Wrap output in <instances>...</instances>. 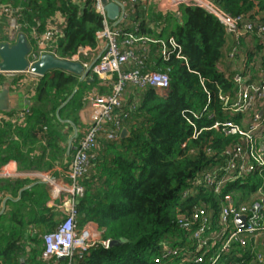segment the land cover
Masks as SVG:
<instances>
[{"label": "trees", "instance_id": "1", "mask_svg": "<svg viewBox=\"0 0 264 264\" xmlns=\"http://www.w3.org/2000/svg\"><path fill=\"white\" fill-rule=\"evenodd\" d=\"M211 1L232 17L249 15L252 20L263 22L264 0ZM0 7L10 8L21 32L28 35L33 28L39 35L49 22H58L61 34L52 40V49L61 59L73 57L79 49L97 48L96 34L102 25L91 6L79 10L72 0H0ZM122 28L125 32L137 29L138 36L151 40L174 38L186 63L174 58L162 60L157 45H149L145 58H141L144 45L139 44L137 55L143 71L166 74L170 91L159 96L150 89L129 90L125 106L115 113L118 120L126 113L120 125L129 135L112 142L100 140L81 181L84 193L74 201L77 230L91 222L103 230V240L125 243L108 249L93 247L83 256H75L72 264H188L178 257L179 249L189 247L190 241L178 227L177 218L203 205L216 212L219 202L209 190L194 189L186 196L183 192L188 181L211 161L212 156H206L204 148L217 156L238 142L237 137L205 130L213 122L227 118L218 96L232 90L231 77L218 69L231 40L213 17L197 8L180 7L177 15H159L154 6L146 9L139 4ZM5 30L3 18L0 39ZM124 69L136 67L127 64ZM30 80L21 76L4 86L19 100L26 96L31 105L24 120L15 124L0 121V144L14 132L23 140L21 148L34 156H47L44 163L40 159L35 164L34 159L21 153V168L38 165L50 170L57 165L67 170L73 149L85 130L79 118L83 101L92 94L108 96L110 88L99 86L90 74L80 80L72 74L53 71L35 83ZM16 111L1 114L13 119ZM211 114L213 118H208ZM195 130L201 132L192 139ZM28 184V180L0 178V192H10L16 198ZM259 188L264 193V180L254 174L227 191L232 192L234 202L247 203ZM47 197L45 186L35 185L23 191L17 202L5 204L7 209L0 215V264H42L37 260L42 250L41 236L54 231L66 217L45 207ZM169 250H177V254L163 255ZM250 252L248 248L242 254L248 258ZM229 262L239 260L228 257L224 264Z\"/></svg>", "mask_w": 264, "mask_h": 264}, {"label": "built area", "instance_id": "2", "mask_svg": "<svg viewBox=\"0 0 264 264\" xmlns=\"http://www.w3.org/2000/svg\"><path fill=\"white\" fill-rule=\"evenodd\" d=\"M78 9L86 5L91 6L101 18V31L96 34L97 48L95 51L79 49L77 54L64 60L78 62L83 71L90 69L91 75L100 82V86L110 88V95L86 97L89 108L87 112V126L82 132V139L73 149V155L65 173L66 186L61 185L51 177L48 172H36L35 168L17 170L19 156L0 168V176L10 178L13 176H27L40 180L50 188V196L59 201V209L66 214L64 220L54 229L41 236L42 252L40 260L44 264L56 261H66L72 264L75 256L81 257L93 247L101 246L108 249L109 240H103V230L94 223L85 224L80 230L76 228L75 199L81 197L84 189L81 185L83 176L88 172L90 163L94 159L95 150L101 139L115 141L118 139L122 126L120 121L126 118V113L119 120L115 113L126 104L131 88L145 92L150 89L159 96H165L170 91L169 78L166 74L157 72H144L142 61L138 59L139 44L141 58H145L149 45H157L160 58L168 61L174 58L186 63L181 46L172 37L165 40H151L137 35V29L125 32L122 24L127 22L129 14L135 12V7L146 0H108L116 3L120 8L115 21L106 17L100 0H72ZM159 1V10L162 14L176 13L180 7L197 8L213 17L222 27L225 35L230 38L231 45L224 54V61L235 63L242 59V46H249V55L253 59L248 67L234 69L233 74L218 71L224 76L231 77L232 90L220 93L218 96L221 110L227 118L215 121L205 130L214 131L222 136H233L238 142L231 144L220 155L204 148L206 156H212L198 172L195 178L188 181V188L183 196L194 189H205L218 197V210L214 212L208 206L194 208L187 216L177 218L178 227L187 235L190 245L179 249L184 261L188 264H224L228 257L235 256L237 263L228 264H264V193L261 188L251 196L247 203H236L233 194L227 191L236 182L242 181L254 174L264 180V19L263 22L252 20L249 15L232 17L222 11L211 0H156ZM8 7H0V20H6L9 41L12 40V26L17 25ZM27 39L34 43L33 51L28 56L29 65L35 63L43 54H50L58 59L52 40L61 34L60 25L56 21L49 22V27L41 34L32 31ZM16 41V40H15ZM15 41L13 43H15ZM12 43V44H13ZM11 45V44H9ZM33 47V44H32ZM41 50V51H40ZM42 53V54H41ZM97 55L94 64L86 61L80 62V57ZM134 64L136 69L125 70L124 67ZM221 64V63H220ZM186 65V64H185ZM221 66V65H220ZM219 66V68H220ZM258 66L257 75L251 69ZM252 74V76H251ZM18 75H27L39 79L27 70L24 73H2L7 79H15ZM30 77V78H31ZM203 87V81L200 80ZM206 92V90L204 89ZM208 95V94H207ZM209 99H207V105ZM206 110V107L203 111ZM23 112L18 114L23 118ZM195 118H199L196 117ZM208 118H213L211 114ZM201 131H194L191 138L195 139ZM184 144L182 145V148ZM34 161V160H33ZM34 163L38 164L35 160ZM0 177V178H1ZM245 217L244 226H238L235 220ZM250 248L248 258L244 257ZM177 250L165 251L163 255L173 256ZM244 252V254H242ZM247 259L249 262L246 263ZM156 263L159 260H155Z\"/></svg>", "mask_w": 264, "mask_h": 264}, {"label": "crops", "instance_id": "3", "mask_svg": "<svg viewBox=\"0 0 264 264\" xmlns=\"http://www.w3.org/2000/svg\"><path fill=\"white\" fill-rule=\"evenodd\" d=\"M140 5H145L146 8L148 6H154L156 8L155 10H156L157 14H159V15L162 14V12L159 10V1H156V0H146V1H144V3H141ZM250 51H251V49H250L249 46H245V47L242 46V57L243 58L240 59V60H238L235 63H231V62H228L226 60L224 61V59H223V62L221 63V66H220L219 70L221 69L225 73H228V74L232 75L234 69H239L240 70V69H244L245 67H248V64H249L250 59L251 60L253 59V57L251 58L250 57L251 55H249ZM97 57H98L97 55H92L91 58H93V59L90 60V63H92L93 61H95L97 59ZM257 69H258V66L252 68L251 69V73L253 75H257V73H258ZM252 74H251V76H252ZM21 76L23 78H28V79L31 77V76L29 77L27 75H18L19 78ZM18 77H16V78H18ZM31 78L34 79L33 77H31ZM13 80H15V79H10L9 80L5 76H0V86H1L0 87V90L5 86L6 82L7 83H12ZM29 82L32 84L35 81L30 80ZM98 83H99V86H100L101 84H100L99 81H98ZM23 93H24V90H23ZM10 95L12 97V100H11V109L10 110H17L16 111V114L14 115L13 119H7V118L4 117L5 114H1V113H5V112H0V121L1 120H5L6 123L7 122L8 123L10 122L12 124H15V122L18 121V120H24V118L27 115V113L24 114V117L23 118H19L18 114L23 113V112H26V111L29 113V108H30L31 103L29 101H27L26 96L23 97L22 100H19L17 98V96H14L12 93H10ZM7 112H9V111H7ZM85 114L87 115V112H85V110H84V112L81 113V115L79 113L80 123L83 125V128H85L87 126V122H88V119L86 118L87 116ZM22 144H23V140L20 139L18 137V135H16V133H14V132H11V134H10V136H9V138H8L7 141H6V139H4L1 142V144H0V168L1 169H2V166L3 165H5L6 163L9 162V160H12V158H13V156L15 154L17 156L18 155H21V153L22 154H25L27 157H31L30 158L31 161L33 159L35 161V158H36L37 161L40 160V159H42L43 160V163H44L47 160V156L46 155L34 156L29 150L24 149V148H21L20 146H22ZM16 147L21 148V149H14ZM8 148H10V149H8ZM67 148H68V145H67ZM42 171L50 173V175H51L52 178H54L56 181H58L61 185L66 186L64 183H67V181H66V179H64V176H65V173H66L67 170H62L61 167L55 165L50 170H47V169L44 168V170L42 169ZM1 178H4V177H1ZM12 178H15L16 180H28L30 184H28L27 186H25L24 188H22L21 190H19L18 193H17L16 198H12L11 195H10L11 194L10 192H8V193L5 192V191L4 192H0V213L1 212L3 213V212L6 211L7 208L5 207V204L8 201L17 202L20 199V194L23 191H25L27 189H30L31 187H33L35 185H43V186H45V188L47 190V196H48L47 197V201L45 203V207L48 208V209H50V210H52V211H54V212H57L59 214H65L64 212H62L59 209V207L57 208V206H60L59 205V201L53 202V200H52V198L50 196V189H49L50 187L48 185L42 183L41 181H38L37 179H32V178L27 177V176H18L17 175V176H13ZM7 217H9V216H7ZM35 230L37 231L38 229H34V232H35ZM41 252H42V250H41ZM41 252H40V254H41ZM40 254H39L38 259H37L38 261H41L40 260ZM184 259H185V257L182 256V261H184ZM59 262L62 263V264H68L66 261H62V260L61 261H56V262H53V263H50V264H58Z\"/></svg>", "mask_w": 264, "mask_h": 264}, {"label": "water", "instance_id": "4", "mask_svg": "<svg viewBox=\"0 0 264 264\" xmlns=\"http://www.w3.org/2000/svg\"><path fill=\"white\" fill-rule=\"evenodd\" d=\"M103 5L106 17L109 21H115L120 8L116 3L109 2L108 0H100ZM176 15V13H174ZM31 52V47L24 35H18L15 43L9 45L7 43L0 44V72L2 73H24L27 70L31 74L37 77H44L48 73L53 71H60L67 74L80 77V80L84 79L90 69L83 71L81 64L78 62H71L64 59H58L50 54H43L39 59L29 65L28 56ZM95 62V61H94ZM94 62L92 64H94ZM10 91L8 87H3L0 90V112H7L11 109ZM68 100L66 101V103ZM65 103V104H66ZM64 104V105H65ZM128 131L122 129L119 137L124 139L128 137ZM71 142L68 143L67 153H69ZM2 212L0 213V215ZM245 217H239L235 220L236 225L243 227ZM123 240L109 241L108 248L123 245ZM24 264V263H22Z\"/></svg>", "mask_w": 264, "mask_h": 264}, {"label": "rangeland", "instance_id": "5", "mask_svg": "<svg viewBox=\"0 0 264 264\" xmlns=\"http://www.w3.org/2000/svg\"><path fill=\"white\" fill-rule=\"evenodd\" d=\"M148 7H150V6H148ZM148 7L146 8V9H148ZM154 9H156L155 7H154ZM9 28H11V27H8L6 30H5V33L3 34V35H1V38L2 39H0V44H5V43H7V44H12L16 39H17V37H18V35H24L25 37H26V39H27V37H28V34H26V33H23V32H21V26L19 25V24H17V25H14V26H12V28H13V30H12V40L11 41H9V38H8V31H10V29ZM32 31H35V29L33 28V29H31V32ZM27 41H28V39H27ZM28 43H29V45H30V47H31V50L33 51V49L32 48H34V46L32 47V44H31V42L30 41H28ZM41 51V50H40ZM42 54V53H41ZM85 58H87V62H90V60L91 59H93V58H91L90 56H86ZM88 58H90V59H88ZM80 62H83V56H81L80 57ZM88 74H90L91 75V72H88ZM80 78V77H79ZM29 79H31V80H33V81H37L38 79L37 78H35L34 77V79H32V78H29ZM34 82V83H35ZM89 108V105H87V101H86V98H85V100L83 101V107H82V109H81V111L79 112L80 113V115H81V113L82 112H84V110H86V109H88ZM83 129H85V128H83ZM122 129H125V128H123L122 127ZM121 129V130H122ZM69 142H71V140H69ZM16 156V154L13 156V157H15ZM36 164V163H35ZM21 167H19V168H17V170H19V171H21V169L22 170H26L27 171V169L25 168V169H23V168H21ZM42 169L44 170V168L42 167H39L38 165H37V167H35V171L36 172H41L42 171ZM10 179H15V178H12V177H10ZM38 181H40V180H38ZM178 257H181L182 258V256L179 254L178 255ZM68 263V262H67Z\"/></svg>", "mask_w": 264, "mask_h": 264}]
</instances>
